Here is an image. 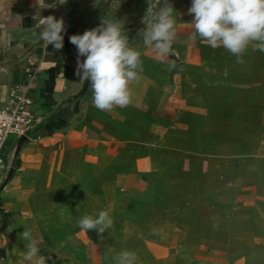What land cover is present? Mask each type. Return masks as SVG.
<instances>
[{"label": "crops", "instance_id": "1", "mask_svg": "<svg viewBox=\"0 0 264 264\" xmlns=\"http://www.w3.org/2000/svg\"><path fill=\"white\" fill-rule=\"evenodd\" d=\"M58 1L0 0V264H264V0Z\"/></svg>", "mask_w": 264, "mask_h": 264}, {"label": "built area", "instance_id": "2", "mask_svg": "<svg viewBox=\"0 0 264 264\" xmlns=\"http://www.w3.org/2000/svg\"><path fill=\"white\" fill-rule=\"evenodd\" d=\"M67 1L59 0L57 8ZM200 5L198 2H192L191 9L195 10ZM40 71L41 64L27 68L25 89L12 91L9 102L0 103V169L5 165L2 154L9 142L18 138H26L31 142L42 139L40 129L45 117L35 110V103L30 95L31 88L39 79ZM1 189L2 184L0 183V192Z\"/></svg>", "mask_w": 264, "mask_h": 264}, {"label": "water", "instance_id": "3", "mask_svg": "<svg viewBox=\"0 0 264 264\" xmlns=\"http://www.w3.org/2000/svg\"><path fill=\"white\" fill-rule=\"evenodd\" d=\"M23 140H27V139L26 138H23ZM7 184H8V182L4 186H2V190H4L6 188Z\"/></svg>", "mask_w": 264, "mask_h": 264}]
</instances>
